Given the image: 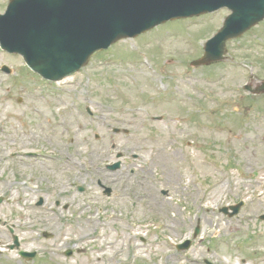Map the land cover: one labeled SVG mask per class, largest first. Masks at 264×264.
Segmentation results:
<instances>
[{"label":"rangeland","instance_id":"rangeland-1","mask_svg":"<svg viewBox=\"0 0 264 264\" xmlns=\"http://www.w3.org/2000/svg\"><path fill=\"white\" fill-rule=\"evenodd\" d=\"M225 13L121 41L50 85L0 50V264H264V96L243 91L239 65L264 77V22L191 66ZM75 136L82 170L56 171L43 157L55 141L74 152ZM101 239L116 244L104 257Z\"/></svg>","mask_w":264,"mask_h":264},{"label":"water","instance_id":"water-1","mask_svg":"<svg viewBox=\"0 0 264 264\" xmlns=\"http://www.w3.org/2000/svg\"><path fill=\"white\" fill-rule=\"evenodd\" d=\"M239 1L240 6L234 8H240L242 28L264 18V0ZM223 5L227 0H14L3 19L5 26L9 25L3 47L20 53L43 77L58 80L77 71L94 52L118 38L145 32L179 16L177 8L200 12ZM231 36L225 34L217 43H208L204 58L195 64L221 59L224 41ZM237 210L233 208L234 213Z\"/></svg>","mask_w":264,"mask_h":264},{"label":"bare ground","instance_id":"bare-ground-1","mask_svg":"<svg viewBox=\"0 0 264 264\" xmlns=\"http://www.w3.org/2000/svg\"><path fill=\"white\" fill-rule=\"evenodd\" d=\"M71 141H72V146L74 147L75 151L74 152H68V154H64L63 153V149L62 147L59 145V143L57 141H55L53 143V147H56L57 148V154L56 155H52V156H49L47 157V159L51 162L52 160L55 162L59 159L62 160V163L60 165H56L54 163H48V165L50 167H53L56 171L60 170V169H64L65 170H73V171H77L76 167L79 168V171L82 169L81 166L79 164H77L76 160L74 159V156L75 154H77V148L82 145V144H79L80 143V138L79 137H73L71 138ZM77 141V142H76ZM73 149V150H74ZM79 165V166H78ZM46 169V171L48 170V166H44L42 167V169H39V174H41L42 170ZM60 188L63 190V186L60 185ZM142 198H147V200H149L150 202L153 203V209L154 211L156 212H161V204H159V202L157 201V199L155 198L154 194L153 193H142ZM205 210L208 211L209 208L208 207H205ZM89 223V221H88ZM90 223L92 224L93 222L90 221ZM97 224V222H94ZM93 223V224H94ZM96 224H94L95 226H92L93 227V230L96 229ZM109 241V240H108ZM108 241H105L104 239L100 240V246H99V249H100V254L102 255V257L106 256V252L107 251H111L113 250V248L116 246V244L112 243V242H108ZM119 243V242H117ZM0 246H1V243H0ZM0 251H2L0 249ZM109 254V253H107ZM102 257H97V261H100L102 259ZM10 260H13L10 258ZM107 264H120L119 262H115L113 263V261L109 260L108 259V263Z\"/></svg>","mask_w":264,"mask_h":264}]
</instances>
